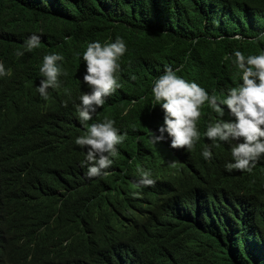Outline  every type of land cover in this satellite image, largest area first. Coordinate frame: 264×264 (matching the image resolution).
<instances>
[{
  "label": "trees",
  "instance_id": "16d2710c",
  "mask_svg": "<svg viewBox=\"0 0 264 264\" xmlns=\"http://www.w3.org/2000/svg\"><path fill=\"white\" fill-rule=\"evenodd\" d=\"M136 2L50 0L40 7L0 0V51L10 49V57L21 67L18 75L25 67L37 71L38 63L57 53L94 45L93 54L116 85L98 113L113 118L115 110L124 112L127 124L120 150L129 154L116 160V171L85 186L90 190L117 182L131 155L138 168L144 166L146 142L137 137L136 126L157 95L155 87L167 92L183 88L191 79L211 93L240 69L254 66L253 60L234 52L254 53L264 44V0H171L147 11L136 10ZM257 69L264 72V63H257L253 70ZM140 97L144 98L139 106ZM31 119L16 128L0 122V264H149L146 243L158 241L175 264H233L224 255L223 235L213 227L215 223L222 230L229 219L225 205L213 201L209 216L199 208L182 212L207 200L202 191L173 198L126 242L110 232L89 233L76 224L94 197L81 196L80 210H65L69 236L43 242L51 233L50 212L34 201L42 199L33 185L44 181L46 171L42 158L30 159L26 144L33 137L41 143L57 138L68 121L51 124L37 119L30 131ZM52 147L59 144L53 142Z\"/></svg>",
  "mask_w": 264,
  "mask_h": 264
},
{
  "label": "clouds",
  "instance_id": "9594fccd",
  "mask_svg": "<svg viewBox=\"0 0 264 264\" xmlns=\"http://www.w3.org/2000/svg\"><path fill=\"white\" fill-rule=\"evenodd\" d=\"M22 1L45 7L50 0ZM170 1L137 0L134 8L159 9ZM94 48L57 53L38 63L37 71L25 67L21 75L10 49L0 51V122L16 128L32 118L27 122L32 131L37 119L68 121L57 138L41 143L33 137L26 144L30 159L42 158L46 171L44 181L33 185L42 199L34 201L50 212L51 233L43 242L69 236L65 210H80L81 196L94 195L76 224L126 242L173 198L202 191L207 200L182 212L199 208L208 214L213 201L222 202L230 217L222 230L215 223L213 227L223 235L224 255L233 264H264V72L253 70L264 63V44L254 53L234 52L253 60L254 66L240 69L211 93L191 79L167 92L155 87L157 95L136 126L137 137L146 142L144 166L138 168L131 155L117 182L90 190L85 186L116 171V160L129 154L120 150L124 112L115 110L113 118L98 113L116 85ZM53 142L59 148L53 149ZM164 245L146 243L149 264H175Z\"/></svg>",
  "mask_w": 264,
  "mask_h": 264
},
{
  "label": "bare ground",
  "instance_id": "6f19581e",
  "mask_svg": "<svg viewBox=\"0 0 264 264\" xmlns=\"http://www.w3.org/2000/svg\"><path fill=\"white\" fill-rule=\"evenodd\" d=\"M68 126V125H67ZM51 129V128H50ZM34 131V130H33ZM110 179V178H109ZM113 180V179H112ZM83 233V232H82ZM80 238V237H79ZM87 240V239H86ZM82 243V242H81ZM88 244V243H87ZM139 264V263H138Z\"/></svg>",
  "mask_w": 264,
  "mask_h": 264
}]
</instances>
